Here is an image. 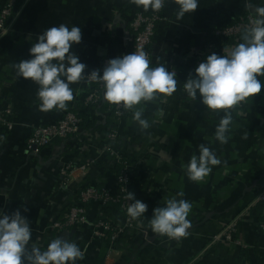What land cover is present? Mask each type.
Returning a JSON list of instances; mask_svg holds the SVG:
<instances>
[{"label":"crops","instance_id":"crops-1","mask_svg":"<svg viewBox=\"0 0 264 264\" xmlns=\"http://www.w3.org/2000/svg\"><path fill=\"white\" fill-rule=\"evenodd\" d=\"M249 2L199 0L197 10L181 18L175 0H169L166 20L151 45L150 66L164 64L167 70H174L177 88L171 97L142 102V118L149 121V129L140 130L131 110L121 126L120 153L133 163L131 193L148 210L135 230L123 231L116 246L93 238L91 225L104 219L114 228L123 227L124 215L114 206L92 203L87 208L89 224L53 228L77 202L76 187L86 175L104 183L111 192L120 189L118 180L104 177L98 166L102 154L95 145L100 134L83 133L81 144L74 139L55 142L38 156L31 155L27 146L32 128L52 125L70 108L84 105L90 87L88 77L70 85L73 100L66 109L42 112L38 108L39 86L18 77L14 65L31 58L29 50L45 30L66 24L81 28V42L71 51L86 65L87 76L99 69L103 59L127 52L129 21L151 9L144 11L130 0H29L24 5L6 35L0 37V112L10 110L15 124L11 131L0 129V212L10 215L21 210L30 222V245L44 251L53 239H69L84 252L76 264H196L197 260L201 264H263L260 223L264 210L253 200L254 190L264 186V87L231 110L233 123L226 144L214 138L223 110L206 111L199 99L190 100L184 89L189 75L194 76L209 55H227L235 47L223 45L214 31L250 14ZM251 3L264 6L261 0ZM242 42L240 39L238 44ZM260 79L264 84V77ZM87 113L98 122L106 117L98 109H87ZM201 144L214 151L221 164L213 166L203 182L195 183L188 179L182 165H187L193 154L199 155ZM89 164V173L81 169L73 174L74 186L65 182L61 173L64 167L80 169ZM179 192L184 196H177ZM172 197L192 204L188 219L193 227L188 230L190 235L179 241L154 233L149 225L153 210L165 206ZM231 223H236L234 242L223 238L224 228ZM113 247L116 250L112 251Z\"/></svg>","mask_w":264,"mask_h":264},{"label":"clouds","instance_id":"clouds-1","mask_svg":"<svg viewBox=\"0 0 264 264\" xmlns=\"http://www.w3.org/2000/svg\"><path fill=\"white\" fill-rule=\"evenodd\" d=\"M144 11L156 12L165 6L166 0H130ZM178 17L194 13L199 0H175ZM264 4V0H261ZM251 11L249 26L239 43L225 55L213 53L189 75L184 89L190 100L205 106L208 112L223 110V117L215 130V140L226 144L227 135L233 123L232 109L240 102L251 99L261 92V77H264V6L248 4ZM6 35V33L4 34ZM4 35H0L3 37ZM82 39L79 26L69 28L66 24L45 30L29 50L30 59L15 63L18 77L36 83L39 88L38 108L42 112L53 109L64 110L73 100L71 84L88 77L102 83L104 100L112 105H122L132 111V119L140 130L151 127L143 117V103L151 102L158 96L171 97L177 88L176 72L166 69L164 64L150 66L148 54L134 50L107 61L102 70L92 71L85 76L86 65L71 51ZM143 102V103H142ZM140 105V107H135ZM221 160L209 147L201 144L199 155L193 154L187 165H182L188 179L195 183L203 182L213 166ZM177 196L183 197L179 192ZM126 199L132 201L127 207V215L135 220L142 217L148 206L136 200L131 192ZM192 204L186 199L172 197L165 206L153 210L149 221L151 230L160 236L179 241L186 238L193 227L188 216ZM23 211H27L24 209ZM32 231L30 222L16 210L12 214L0 212V264H76L84 252L69 239L56 238L42 251L36 244L30 245Z\"/></svg>","mask_w":264,"mask_h":264},{"label":"built area","instance_id":"built-area-1","mask_svg":"<svg viewBox=\"0 0 264 264\" xmlns=\"http://www.w3.org/2000/svg\"><path fill=\"white\" fill-rule=\"evenodd\" d=\"M29 0H3L0 5V35L5 34L15 18L18 15V12L24 8V5L28 3ZM169 0H166L165 6L159 11H152L149 14L138 13L135 18L128 25V35L125 37V46L127 52L124 54H130L134 50H143L148 54L150 61L152 60L151 45L157 34L158 27L163 23L165 18V10ZM251 14L243 15L237 18V22L234 25L220 27L216 29L215 36L220 39H228L230 37H235L236 39L242 38V35L246 28L250 24ZM109 59L105 58L101 61L100 70L102 74L103 68L106 66ZM90 84L89 91L85 97L84 105H98L102 102V96L104 95L102 83L98 81H91L88 78ZM124 107L122 105H116V115L121 116L123 113ZM12 113L10 110H4L0 112V127L5 128L7 131L14 129V122L11 120ZM82 119L73 112L67 113L62 119L57 121L52 125L47 126H36L32 128L30 135L27 139L28 150L31 155H39L42 148L49 146L52 142L56 140L65 141L69 136L76 135L80 132ZM118 134V133H117ZM109 138L113 141L116 139L115 133L111 134ZM113 143V142H111ZM114 147L112 144H109L106 147H103L102 153L112 152L115 162L120 165L121 172L119 174V181L124 183V187L121 189L118 195L109 193L107 190L99 191L94 186H86L87 177L80 180L76 188L82 189L80 193V202L82 205L71 206L67 209L64 218L55 223L54 229H64V228H74L87 224L86 218V206L87 204L103 203L107 204H117L126 215V227L133 228L137 224V219L133 220L127 215V207L132 201L126 199L127 196V186L130 183V176L127 174L126 163L124 157L122 158L117 151H113ZM83 170L88 172L91 170V164L82 167L80 169L73 167L72 165L66 166L62 169L61 173L65 178V182L69 186H74L73 175L78 170ZM94 176V175H92ZM130 192V190L128 191ZM254 204H261L264 210V186L256 188L254 190ZM126 227H123L119 230L114 228L107 221H99L94 226V234L98 237H103L106 240L110 238V243L114 242L116 238L123 233ZM260 229L264 235V211L263 218L260 223ZM111 233V234H109ZM236 233V223L228 224L223 230V238L226 241L234 242ZM263 264H264V254H263Z\"/></svg>","mask_w":264,"mask_h":264},{"label":"trees","instance_id":"trees-1","mask_svg":"<svg viewBox=\"0 0 264 264\" xmlns=\"http://www.w3.org/2000/svg\"><path fill=\"white\" fill-rule=\"evenodd\" d=\"M125 10H128V7ZM150 12H148L146 14H149ZM137 14H135L133 16V18L129 21V23L135 18V16ZM165 14H166V10H165L164 15ZM236 22H237V19L231 20L227 24V26L234 25ZM129 23H128V25H129ZM240 39H242V38H240ZM240 39H236L235 37H230L226 40L222 39V43H223V45H226V46L227 45L228 46L229 45L236 46V45H238V41H240ZM89 90L90 89H88V91ZM103 97H104V95L102 96V102L100 104L93 106V107H97L98 111H100L101 113H103L106 116L103 119V122H98L96 119L92 118V116L87 113V109H89V107L84 106L82 103H81L82 104L81 107H77L76 109L70 108L68 113L69 112L76 113L82 119V122L80 125L81 130L78 134L69 136L65 141H71L72 139H74V141H77L79 144H81L82 143L81 139L83 138V133L94 131V132H98L100 134L99 135V137H100L99 143L96 142V145H95L97 147V149L98 148L102 149L103 147H106L109 144H112L113 147L115 146V148L118 152L122 149V139L120 137L121 136L120 135L121 126H122L123 122L125 121V119L128 117L130 110L124 108L121 116H117L116 115V105H112V104L108 103L107 101L104 100ZM84 100H85V98H84ZM82 102H84V101H82ZM0 129L7 131L5 128L0 127ZM113 133H115V135H116L115 141H113L109 138V136ZM55 142H61V140H56V141L52 142L49 146H51ZM111 142H113V143H111ZM49 146L42 148V150L40 151V154L45 148H47ZM98 166L101 170V173H104V177H106L108 179L111 178L112 180L115 179V181H116V179H118L119 174L122 170L120 165H118L115 162V160H112L110 157H108L107 154H104L102 156V158H100V160H98ZM103 184L104 183H100L99 180L93 179V177L88 176L87 180H86L85 188L88 186H91V185H94L97 188H101V187H103ZM76 190H77L76 191V201L77 202L75 204H79L80 203L79 202L80 201V193L82 192V189H76ZM130 190H131V188H130ZM109 205L119 208V205H117V204H108L104 207H108ZM259 205H261V204H259ZM109 234H111V233H109ZM107 240H108V242H110V238H108ZM196 264H201V263L197 260Z\"/></svg>","mask_w":264,"mask_h":264},{"label":"rangeland","instance_id":"rangeland-1","mask_svg":"<svg viewBox=\"0 0 264 264\" xmlns=\"http://www.w3.org/2000/svg\"><path fill=\"white\" fill-rule=\"evenodd\" d=\"M241 16H243V15H241ZM241 16H239V17H241ZM109 59V58H108ZM110 60V59H109ZM92 106V107H91ZM86 107H89V109H97V107H93V105H90V106H86ZM113 151H117L116 150V148H115V146H114V149H113ZM118 152V151H117ZM100 153L102 154L101 156H103L104 154H107L108 155V157H110L112 160H114L115 158L113 157V155H112V152H105V153H102V150H100ZM118 153H120V151L118 152ZM122 158L124 157L125 158V156H124V154L123 153H120L119 154ZM126 159V158H125ZM125 163H126V170H127V174L129 175V176H131L132 174H133V163H132V160L130 161L129 159H127L126 161H125ZM62 171V170H61ZM63 176V175H62ZM116 180H118V182L121 184V187H120V189L119 190H117V191H115V192H111L109 189H107V188H104V187H101V188H97V187H95L94 185H91V186H94L95 188H97L99 191H103V190H107L109 193H111V194H114V195H118L119 193H120V191H121V189L125 186L124 185V183H121L120 181H119V177H118V179H116ZM114 181H115V179H114ZM131 184H132V180H131V178H130V183L128 184V186H127V190L129 191L130 190V187H131ZM127 191V192H128ZM130 192H132L131 190H130ZM100 200H98V204H100L102 207H104L105 205L103 204V203H101V202H99ZM80 202V201H79ZM92 204V203H91ZM75 205H82L81 204V202L79 203V204H73L72 206H75ZM108 205V204H107ZM88 206H90V203L89 204H87V206H86V218L88 219V217H87V208H88ZM71 207V206H70ZM70 207H68V208H70ZM67 208V209H68ZM120 211H121V213L124 215V218H125V224H124V226L123 227H126L127 226V224H126V220H127V218H126V215L123 213V211L121 210V208L119 207L118 208ZM99 221H106V220H104V219H98V220H96V221H94V222H92L91 223V225H92V236H93V238H98V239H102V240H106L105 238H103V237H98V236H96L94 233V226H95V224L97 223V222H99ZM140 218H138L137 219V224H136V226H134L133 228H130V227H126L125 228V230H129V231H133V230H135L137 227H138V225H140ZM108 223H110L109 221H107ZM87 224H89V222L87 223ZM86 225V224H85ZM121 227L122 226H120V227H117V230H119V229H121ZM122 227V228H123ZM74 228H77V227H74ZM124 230V231H125ZM121 235L122 234H120L117 238H116V240L114 241V242H112L111 244H112V246L114 245V246H116L117 244H118V240H119V238L121 237ZM113 250H116L114 247L112 248V251Z\"/></svg>","mask_w":264,"mask_h":264}]
</instances>
